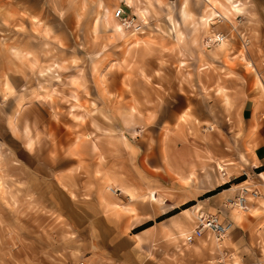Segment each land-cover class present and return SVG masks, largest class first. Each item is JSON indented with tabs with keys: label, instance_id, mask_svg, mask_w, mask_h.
Listing matches in <instances>:
<instances>
[{
	"label": "rangeland",
	"instance_id": "rangeland-1",
	"mask_svg": "<svg viewBox=\"0 0 264 264\" xmlns=\"http://www.w3.org/2000/svg\"><path fill=\"white\" fill-rule=\"evenodd\" d=\"M132 1L144 19L125 0H0V264H117L110 250L193 246L181 231L201 211L235 215L243 187L248 207L259 197L264 162L250 154L264 124L252 134L247 106L264 100V24L251 12L245 32L218 13L210 32L195 29L206 0H192L178 38L169 16L182 18L179 0ZM106 6L141 27L116 34ZM35 96L55 111L45 157L9 118ZM67 171L72 194L60 184Z\"/></svg>",
	"mask_w": 264,
	"mask_h": 264
},
{
	"label": "crops",
	"instance_id": "crops-1",
	"mask_svg": "<svg viewBox=\"0 0 264 264\" xmlns=\"http://www.w3.org/2000/svg\"><path fill=\"white\" fill-rule=\"evenodd\" d=\"M125 1L132 5L134 9L137 11L139 10L145 15L147 9H144L133 1L132 3L128 0ZM179 1L180 5L177 7V12H179V15H181L182 18L176 19L173 15L169 17L175 30L174 34L178 38H182L184 37V33L181 29V25L183 22L190 20H184L185 17H183V13L185 11L193 12V1ZM225 2L228 1L225 0ZM205 4L206 7L203 8L202 13L199 15V20L203 18L204 15H207L210 10L208 0H206ZM230 5L233 7L232 14H230L229 17L224 16L220 9L217 10L216 15L219 13V16H223L228 20L231 19V21L233 17H236L245 25V32H249L247 31L248 28L253 25L254 17L251 15V12L258 15L256 24H264V0H232ZM139 11L135 13L138 14ZM214 17L215 16L213 15L210 24L203 27L205 31H211L210 27L214 21ZM191 19H194V17ZM96 24L98 23L96 22ZM175 25H179L180 29L176 30ZM261 30L263 31V28H261ZM215 34L216 33L213 35ZM133 36H135L134 41H137V39L140 38L139 35L136 34ZM247 61L251 63L248 59ZM258 85H261V87L263 86L264 89L263 80L260 82L258 81ZM21 104L20 109L15 108L9 116L11 124L15 123V129H13V131L16 136H19L22 139V143L28 152L36 155L39 154L38 156L43 155V157H45L46 152L51 153V137L49 135V129L50 122L55 112L54 107L48 103L46 99L38 98L37 96L26 99L22 101ZM247 112L250 114V131L252 134L256 135L260 132L259 124H264V100L260 99L259 101H252L251 105L247 106ZM26 127L29 128V131H26ZM30 138L33 139V142L31 146H28L27 143ZM46 147L47 150L45 151ZM250 159L255 166L264 162V137H261L260 139L258 136V140L251 151ZM257 173L258 174H256L255 177L258 178V183L256 185H258L262 194L261 196L259 195L256 200H251L250 198L251 202L248 207L249 212L242 214V210L235 209V215L227 210L224 211L225 214H220L222 218L232 221V228L224 239V244H216L211 241L210 245H206L200 238L194 241L192 244L193 246H169L164 244L166 247L110 250L114 254V262L117 264H222L221 262L224 261L223 264H264V169ZM69 174L70 172L68 171L62 173L60 184H62V187L65 190H68L72 194L76 190V187L68 181ZM106 179H108V181L113 180L116 183H123V180L125 183L127 182V176L125 173H106L103 176V180L106 181ZM224 181H226V179H224ZM96 182H98V184L95 186H103L102 181L97 180ZM121 187L125 189L128 188L125 185H121ZM152 197L156 198L153 193ZM181 233L183 234V237L187 234V232H184L183 230ZM184 243H186V241ZM104 252L106 253V250ZM125 252L129 254L127 255Z\"/></svg>",
	"mask_w": 264,
	"mask_h": 264
},
{
	"label": "built area",
	"instance_id": "built-area-1",
	"mask_svg": "<svg viewBox=\"0 0 264 264\" xmlns=\"http://www.w3.org/2000/svg\"><path fill=\"white\" fill-rule=\"evenodd\" d=\"M116 15L119 16L120 20H122V23L124 24L125 27H130L133 26L134 28L138 29L141 27V20L139 21L138 19H135L133 15H128L124 9L123 6H118L116 8ZM225 36L224 32H219L217 35L215 41H220L221 38ZM263 82H264V76H263ZM222 173L223 175L227 173L226 170V165L222 167ZM250 189L248 187H243L241 190V194L236 200V203L242 204L243 208L248 207V195L247 192ZM251 193L253 196L260 195V190L259 188H255L251 190ZM235 202V201H234ZM232 228V221L228 219H224L220 216L218 212L214 211H201L197 215V223L194 226L193 230L187 232L186 235H184V242L190 243L193 242L196 238L203 236L207 231H211L214 236L218 240H222L225 238V236L230 232Z\"/></svg>",
	"mask_w": 264,
	"mask_h": 264
},
{
	"label": "bare ground",
	"instance_id": "bare-ground-1",
	"mask_svg": "<svg viewBox=\"0 0 264 264\" xmlns=\"http://www.w3.org/2000/svg\"><path fill=\"white\" fill-rule=\"evenodd\" d=\"M128 1L132 3V0H128ZM227 1L228 2H225V0H208V3L210 5V10H209V12H208L207 15H204L203 18H201L199 21L196 22V25H195L194 28L195 29H198L199 27L203 28L204 26L210 24L211 23V20L213 19V15L214 14L216 15L217 10H219V9L222 11V14L224 16L229 17V15L232 14V7L233 6L230 5V3L232 2V0H227ZM104 10H105V14H104V17L105 18L104 19H105V23L107 24V28L112 29L116 34L124 35L125 32H126L125 31L126 29L122 25L123 24L122 21L116 15V12L113 14V12L111 11V8H107V6H106V9H104ZM138 14H140L141 18L144 19V15L141 12H139ZM192 15H193V12H188V11L186 12L185 11L183 13V17H185L184 20L191 19L192 18ZM179 25H175V29L176 30H179L180 29ZM198 25H199V27H198ZM134 31L135 30L130 31V33H134ZM135 34H136V32H135ZM218 34L219 33H216L215 35H212L211 38H213L214 40H217L216 37H217ZM225 38H226V35L223 38H221L220 41H223ZM140 40H141V38L137 39V41H140ZM216 42H218V41H216ZM18 113H19V111H18ZM26 131H29V128L28 127H26ZM32 142H33V139L30 138L29 141H28V143H27L28 146H31L32 145ZM219 166L222 167L223 164L220 162L219 163ZM236 202L237 201L234 202L237 205L236 209H238V210L244 209L242 204H239V203H236ZM219 243H224V242L222 240Z\"/></svg>",
	"mask_w": 264,
	"mask_h": 264
}]
</instances>
